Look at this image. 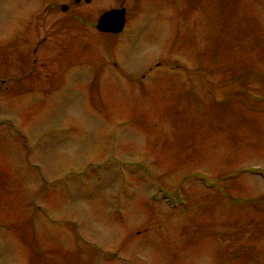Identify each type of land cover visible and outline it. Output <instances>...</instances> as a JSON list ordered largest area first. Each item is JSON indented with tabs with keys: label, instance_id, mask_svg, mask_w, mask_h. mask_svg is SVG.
Listing matches in <instances>:
<instances>
[{
	"label": "rangeland",
	"instance_id": "obj_1",
	"mask_svg": "<svg viewBox=\"0 0 264 264\" xmlns=\"http://www.w3.org/2000/svg\"><path fill=\"white\" fill-rule=\"evenodd\" d=\"M0 264H264V0H0Z\"/></svg>",
	"mask_w": 264,
	"mask_h": 264
},
{
	"label": "water",
	"instance_id": "obj_2",
	"mask_svg": "<svg viewBox=\"0 0 264 264\" xmlns=\"http://www.w3.org/2000/svg\"><path fill=\"white\" fill-rule=\"evenodd\" d=\"M65 9V8H64ZM126 23V9L114 8L103 13L98 21L97 29L101 32H120Z\"/></svg>",
	"mask_w": 264,
	"mask_h": 264
},
{
	"label": "flooded vegetation",
	"instance_id": "obj_3",
	"mask_svg": "<svg viewBox=\"0 0 264 264\" xmlns=\"http://www.w3.org/2000/svg\"><path fill=\"white\" fill-rule=\"evenodd\" d=\"M76 3H78V4H80L81 3V1H83V0H74ZM86 3H91L92 2V0H84ZM65 8V9H64ZM114 8H117V9H120V8H125L126 9V22H127V8L122 4V5H120V6H112L110 9H114ZM61 9L63 10V11H70L71 12V7L70 6H68V5H66V4H63L62 5V7H61ZM110 9H108V10H110ZM108 10H105L104 12H106V11H108ZM75 12V11H74ZM104 12H102L100 15H99V18H100V16L104 13ZM78 22H85V24H87V20H77ZM98 21H99V19H98ZM98 21H97V23H96V27H97V24H98ZM92 23H94V21H91L90 22V24H92ZM100 32V31H99ZM115 68H116V70H118L119 69V67H116L115 66Z\"/></svg>",
	"mask_w": 264,
	"mask_h": 264
}]
</instances>
